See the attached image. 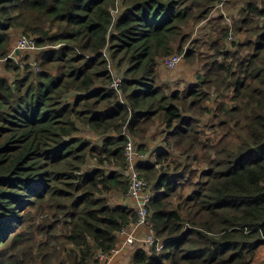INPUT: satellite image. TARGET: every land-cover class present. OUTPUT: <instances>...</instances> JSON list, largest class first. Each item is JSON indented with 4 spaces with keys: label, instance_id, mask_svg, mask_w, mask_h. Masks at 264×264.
Listing matches in <instances>:
<instances>
[{
    "label": "trees",
    "instance_id": "1",
    "mask_svg": "<svg viewBox=\"0 0 264 264\" xmlns=\"http://www.w3.org/2000/svg\"><path fill=\"white\" fill-rule=\"evenodd\" d=\"M216 10V35L196 38L214 60L173 91L158 64L211 28ZM14 30L43 55L11 57ZM185 58L205 60L198 46ZM1 59L11 78L0 74V264H101L97 254L138 222L126 202L130 138L157 240L132 263L254 264L264 247V0H0ZM81 126L106 138L78 137Z\"/></svg>",
    "mask_w": 264,
    "mask_h": 264
},
{
    "label": "rangeland",
    "instance_id": "2",
    "mask_svg": "<svg viewBox=\"0 0 264 264\" xmlns=\"http://www.w3.org/2000/svg\"><path fill=\"white\" fill-rule=\"evenodd\" d=\"M117 14H119V12H117ZM212 16H211V20H210L212 27L211 28L209 27V22H208L207 26L203 25V26L198 27L196 29L195 36L193 35L194 37L192 38L195 41V43L193 44L192 39H189V40H191V42L190 41L187 42L185 44V49H184L187 51L188 48H190V47L195 48L198 46V49L201 50V52L203 54V58H205V60L204 59L201 60L200 58H198L199 63L191 64V63H189V61L186 60V58H184L183 61L179 65H177L175 68H168L167 66H165L163 63L164 59H162L161 62L158 64V73H159L161 81L166 83L170 88L172 87L173 91L176 90L177 88H184L186 86L184 83L182 84V82H184V79L185 80L189 79V80H191V82H194L196 80V76L194 75L195 72L196 71L198 72V71H201L204 69V64H205L206 60L207 61L208 60L209 61L214 60L213 57L215 54V50L208 48L207 44L203 45L200 42V40L196 39L198 37L199 38L206 37L210 33H212V37H214L216 35L217 30H215L213 32L212 29H213V27H215L217 25V23L215 22V20L212 19ZM219 16H220V14H219ZM117 17H119V15H117ZM228 22L230 24L229 31L233 30V32H235L232 20L228 19ZM11 35L13 37V45L14 44L16 45L18 43L19 38H20V33L18 31L14 30L11 32ZM234 38L232 40H234ZM28 51H29V54H30L32 60H35L36 58H39L43 55L45 49L44 48H38L35 50H28ZM17 52L18 51H16V46H15V48L11 51L10 56L14 57L17 54ZM35 64H36V62H35ZM5 65H6V59H1L0 60V74L4 75V76L8 75L9 78H11V74L10 73L8 74L5 72V70H6ZM117 72H118V70H117ZM5 77H7V76H5ZM224 91L227 92L226 89H224ZM77 95H78L77 92L72 91V92L68 93L67 95H65L64 101L73 102L76 99ZM211 96L214 98H216L218 96V88H216L215 86L211 90ZM76 136L85 138L88 141H92L93 143H98V144L102 143L103 140L106 138L105 136L99 135V134L95 133L94 131H92L91 129H88L87 127H84V126H81V129L76 133ZM219 137H220V135H215L213 132H211V133L209 132L208 142H211L214 140L213 143H215L216 140L220 139ZM160 142H162V141L160 140ZM162 145H163V143H162ZM211 146L212 145L209 143V149ZM157 149L159 150L160 148L158 147ZM174 153H177V150ZM200 154L202 156L204 155L202 152H200ZM209 156H210V151H209ZM146 158H147V156H146ZM181 159L186 160V156L184 155ZM188 164H190V166L193 168V169H191V167H190L191 171L194 170L196 167H199V165L193 161H189ZM89 165H91L93 167V165L97 166L98 164L90 161ZM143 227L145 228V236H148L150 234L149 227L145 226V225ZM145 245H147V244H145ZM131 260L129 261V263L125 262L124 264H133L131 262ZM31 264H35V262L31 261ZM254 264H264V247H262L261 249L259 248L257 258L255 259Z\"/></svg>",
    "mask_w": 264,
    "mask_h": 264
},
{
    "label": "built area",
    "instance_id": "3",
    "mask_svg": "<svg viewBox=\"0 0 264 264\" xmlns=\"http://www.w3.org/2000/svg\"><path fill=\"white\" fill-rule=\"evenodd\" d=\"M223 5H224V1L221 3V6ZM233 38H234V32L233 30H231L228 39L232 40ZM38 48L39 47L36 44V40L28 35H22L19 38L18 43L16 45V50H22V51L35 50ZM185 54H186V50H184L182 53H175L173 55H170L163 60V63L168 68H175L183 61V59L185 58ZM119 80L120 78L114 80L113 85L115 87L118 86ZM126 149H127L126 153H127V161H128L126 169L131 179L128 195L130 198L138 202L137 224L148 226L150 234L146 238H141L136 236L134 230L126 233V230L123 229V231L121 232L122 235L124 234L122 237L123 240L122 243H120L118 246H116L109 252H99L97 254L98 259L102 262L101 264H110L123 251V249L126 246L132 245L137 241L147 244L148 247H154L155 244L157 243L155 235L153 234V229L150 227L151 220L149 219L148 205L150 204V201L152 199V194L150 192L148 182L140 177L139 172L137 170V161L135 158L136 154L134 149V143L131 138L127 143Z\"/></svg>",
    "mask_w": 264,
    "mask_h": 264
},
{
    "label": "crops",
    "instance_id": "4",
    "mask_svg": "<svg viewBox=\"0 0 264 264\" xmlns=\"http://www.w3.org/2000/svg\"><path fill=\"white\" fill-rule=\"evenodd\" d=\"M224 15H225V17H227L228 18V14H227V12L226 13H223ZM213 16V19H215V20H218V19H220L221 17L219 16V13L217 12V10L212 14ZM121 73V72H120ZM118 74V73H117ZM118 76H119V74H118ZM165 126H156L155 128H154V130H156V129H158L157 130V133L155 134V139H156V141L155 142H157V143H155L154 145H152L155 149H154V152H157L158 153V147L159 148H161L160 146H158V145H162V142L161 143H159L160 142V137H159V134H160V131L162 132V130H163V132H164V128ZM153 134V133H152ZM156 153V154H157ZM135 158H136V156H137V152L135 151ZM137 161V160H136ZM127 201L126 202H128L129 204H130V206H132V207H135V208H137V206H138V202L137 201H135L134 199H132V198H130V197H128L127 199H126ZM144 225H139V224H136V226H134V227H132V228H130V229H128V231L127 232H130V231H135L134 233L136 234V236L137 237H141V238H146L147 236H145V228L143 227ZM122 239H121V241H120V243H122ZM119 243V244H120ZM144 243H141V242H136V243H134V244H132V245H128V246H126L124 249H123V251L110 263V264H124L125 262H127V263H129V261L131 260V262H133V258H134V255H135V253H136V250L138 249V248H141V246H144L143 245Z\"/></svg>",
    "mask_w": 264,
    "mask_h": 264
},
{
    "label": "bare ground",
    "instance_id": "5",
    "mask_svg": "<svg viewBox=\"0 0 264 264\" xmlns=\"http://www.w3.org/2000/svg\"><path fill=\"white\" fill-rule=\"evenodd\" d=\"M227 102H228V101H227ZM227 102H226V103H227ZM225 106H226V105H225Z\"/></svg>",
    "mask_w": 264,
    "mask_h": 264
}]
</instances>
